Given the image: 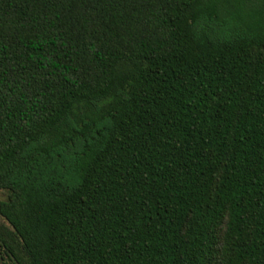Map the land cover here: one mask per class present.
Returning a JSON list of instances; mask_svg holds the SVG:
<instances>
[{"label":"trees","instance_id":"16d2710c","mask_svg":"<svg viewBox=\"0 0 264 264\" xmlns=\"http://www.w3.org/2000/svg\"><path fill=\"white\" fill-rule=\"evenodd\" d=\"M0 218V264H264V0H0Z\"/></svg>","mask_w":264,"mask_h":264},{"label":"water","instance_id":"95a60500","mask_svg":"<svg viewBox=\"0 0 264 264\" xmlns=\"http://www.w3.org/2000/svg\"><path fill=\"white\" fill-rule=\"evenodd\" d=\"M13 258L16 260V258L13 256ZM17 264H19V262L16 260Z\"/></svg>","mask_w":264,"mask_h":264},{"label":"rangeland","instance_id":"374dc122","mask_svg":"<svg viewBox=\"0 0 264 264\" xmlns=\"http://www.w3.org/2000/svg\"><path fill=\"white\" fill-rule=\"evenodd\" d=\"M0 221H2V218H0Z\"/></svg>","mask_w":264,"mask_h":264}]
</instances>
